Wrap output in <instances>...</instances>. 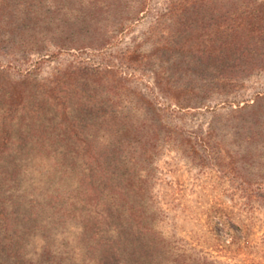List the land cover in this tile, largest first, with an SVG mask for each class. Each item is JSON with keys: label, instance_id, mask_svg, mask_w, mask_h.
I'll use <instances>...</instances> for the list:
<instances>
[{"label": "rangeland", "instance_id": "374dc122", "mask_svg": "<svg viewBox=\"0 0 264 264\" xmlns=\"http://www.w3.org/2000/svg\"><path fill=\"white\" fill-rule=\"evenodd\" d=\"M253 9L0 0L1 181L28 264L92 257L75 204L91 151L121 165L124 233L137 207L178 264H264V47L231 32Z\"/></svg>", "mask_w": 264, "mask_h": 264}, {"label": "trees", "instance_id": "16d2710c", "mask_svg": "<svg viewBox=\"0 0 264 264\" xmlns=\"http://www.w3.org/2000/svg\"><path fill=\"white\" fill-rule=\"evenodd\" d=\"M247 15L250 20L248 23L232 27L231 32L235 34L233 41L241 45L253 42L264 47V14L253 9ZM258 51L256 48L233 53L238 59L243 55L253 56L250 54ZM222 52L229 54L226 50ZM2 154L0 148V264H28L23 253L24 236L14 223L16 213L15 203H11L12 192L9 188H3L1 181L4 170ZM120 169L118 161L102 159L99 152L92 151L88 160L79 166L76 184L79 198L75 204L79 212L83 213V220L90 225L89 231L94 243L87 245V249L92 251L88 264H178L177 262H181L180 256L168 253L167 247L157 240L137 207H131L127 218L130 231L127 234L122 230L121 205L127 202V195L122 185ZM116 220L120 223H114ZM197 263L217 264L205 258L197 260ZM182 264L191 263L182 261Z\"/></svg>", "mask_w": 264, "mask_h": 264}]
</instances>
